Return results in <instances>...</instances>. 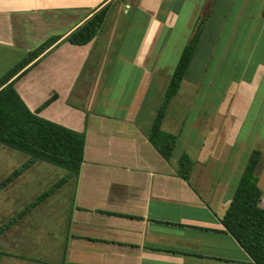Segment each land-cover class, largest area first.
Returning a JSON list of instances; mask_svg holds the SVG:
<instances>
[{
	"label": "crops",
	"instance_id": "obj_1",
	"mask_svg": "<svg viewBox=\"0 0 264 264\" xmlns=\"http://www.w3.org/2000/svg\"><path fill=\"white\" fill-rule=\"evenodd\" d=\"M104 9L103 27L89 44L67 42ZM201 22L183 82L190 88L204 82L210 67L221 66L215 57L244 28L252 56L243 62L258 82L264 0H0V80L55 40L10 83L30 112L85 137L58 262L0 255V264H254L221 222L253 151L238 142L243 100L253 92L248 83L240 78L231 92L227 115L239 120L227 139L229 154L200 144L188 182L176 171L179 145L168 162L147 137L152 85H167ZM261 144L254 174L264 209Z\"/></svg>",
	"mask_w": 264,
	"mask_h": 264
},
{
	"label": "rangeland",
	"instance_id": "obj_2",
	"mask_svg": "<svg viewBox=\"0 0 264 264\" xmlns=\"http://www.w3.org/2000/svg\"><path fill=\"white\" fill-rule=\"evenodd\" d=\"M248 30L241 29V33L229 39L227 51L215 57L221 66L213 68L214 71L210 67L204 82L196 88H190L183 82L178 95L168 106L162 131L173 133L178 138L177 153L182 151L191 158L203 143L211 151L218 148L221 155L229 154L227 139L238 118L229 119L227 107L232 101L233 87L240 85V78L248 83L253 92L243 100L246 103L245 114L238 128V142L243 145L250 143L252 150L260 151L261 140L264 141V74L258 82H253L250 71H254V68L243 62V58L249 61L252 56L246 49L250 38ZM174 68H171L172 73ZM165 86V83L152 85L151 101L148 100L146 105L150 109L147 117L151 120L159 108ZM257 133L259 139L256 138ZM255 141L259 143L255 144ZM239 147L233 150L238 151ZM28 160L21 153L0 147V255L23 256L55 263L59 260L67 233L74 182L68 180L62 185L67 176L66 171L37 163L13 182L1 186ZM47 194L38 206L27 211L36 199ZM23 212L25 215L18 218ZM14 219L17 221L10 225Z\"/></svg>",
	"mask_w": 264,
	"mask_h": 264
},
{
	"label": "trees",
	"instance_id": "obj_3",
	"mask_svg": "<svg viewBox=\"0 0 264 264\" xmlns=\"http://www.w3.org/2000/svg\"><path fill=\"white\" fill-rule=\"evenodd\" d=\"M106 15L107 9L98 12L71 34L67 42L74 46L89 44L101 31ZM203 23L199 24L194 36L181 52L147 134L149 142L168 162L173 159L178 138L163 132L162 124L167 108L178 95L197 50ZM54 41L49 40L29 53L0 80V147L16 151L29 158L27 163L14 172L1 186L13 182L37 163H45L66 171L67 176L63 179L62 185L68 180L75 182L79 175L83 163L84 134L75 133L40 118L37 113L30 112L15 91L13 83H10L13 77L38 59ZM49 103L50 101L42 108ZM260 154L259 150L251 152L237 190L221 221L226 232L237 241L254 264H264V209L260 206L262 195L257 189V179L254 174ZM193 166L194 163L188 155H179L176 161L178 177L188 182ZM48 195L36 199L27 211L38 206ZM23 215H25L24 212L18 218ZM16 221L17 219H14L10 225Z\"/></svg>",
	"mask_w": 264,
	"mask_h": 264
}]
</instances>
